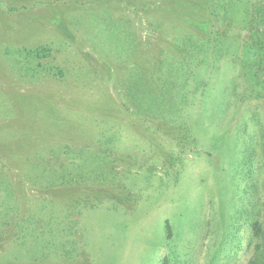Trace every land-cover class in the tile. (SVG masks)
I'll return each instance as SVG.
<instances>
[{"label":"rangeland","instance_id":"1","mask_svg":"<svg viewBox=\"0 0 264 264\" xmlns=\"http://www.w3.org/2000/svg\"><path fill=\"white\" fill-rule=\"evenodd\" d=\"M203 2L0 0V264H247L264 95L240 31L188 59L187 101L145 96Z\"/></svg>","mask_w":264,"mask_h":264},{"label":"trees","instance_id":"2","mask_svg":"<svg viewBox=\"0 0 264 264\" xmlns=\"http://www.w3.org/2000/svg\"><path fill=\"white\" fill-rule=\"evenodd\" d=\"M203 4L208 20L203 19V23L196 26L198 31L195 36L194 33L184 32L173 45L171 59L177 67L165 70L161 60L154 61L152 75L144 80V84L147 86L145 96L149 100L165 102L170 97L178 98L179 95L180 98L187 101L190 93L186 89L188 78L194 76V70H190L188 59L197 57L203 66L208 61L209 55L216 61L227 52V54L237 55L234 38L230 37V30L234 28L236 31H240L238 36L243 37L241 55L235 57L241 72L251 90L255 91L256 96L264 95V0H204ZM42 52L44 50L38 49L29 51V54L33 55L35 59H39L41 55H45ZM176 59H180L181 67L175 64L174 60ZM57 71L58 76L57 72L51 76L63 77L62 71ZM194 72L197 75V72ZM170 75H173L174 78ZM122 82L126 83L127 78L125 77ZM123 93L126 102L129 98H127L128 90L125 89L124 92L123 89L121 94L123 95ZM138 97L139 93L136 98ZM123 106H125L124 103ZM125 108L127 107L125 106ZM245 187L244 193L249 191L253 199V196L257 194V186L246 182ZM255 200L257 202H251V208L247 210L252 230V241L249 243L252 256L247 264H264V183L260 197L257 196ZM162 264L167 263L163 261Z\"/></svg>","mask_w":264,"mask_h":264}]
</instances>
